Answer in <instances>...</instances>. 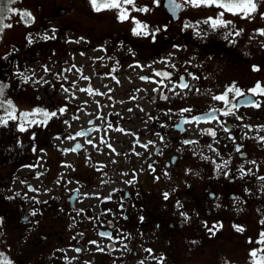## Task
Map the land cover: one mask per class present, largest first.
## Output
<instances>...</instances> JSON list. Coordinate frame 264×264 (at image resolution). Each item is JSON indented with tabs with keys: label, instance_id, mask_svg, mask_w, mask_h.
<instances>
[{
	"label": "flooded vegetation",
	"instance_id": "obj_1",
	"mask_svg": "<svg viewBox=\"0 0 264 264\" xmlns=\"http://www.w3.org/2000/svg\"><path fill=\"white\" fill-rule=\"evenodd\" d=\"M178 1V18L162 0H134L137 10L126 5L125 20L117 9L77 8L92 19L112 13L115 26L104 34L90 25L87 38L76 21L62 22V30L76 34L71 41L86 38L84 49L94 51L90 71L86 61L74 66L69 96L26 97L27 83L11 78L14 65H26L36 52L56 56L51 42L33 49L24 33L15 50L6 47L0 56L1 84L13 104L28 98L27 112L57 113L46 123L39 114L29 116L37 121L32 124L17 108L18 119L0 125V221L14 236L11 264H211L214 256L217 264H252L264 257L258 243L264 232V95L249 91L258 82L264 88V35L258 32L264 29V1L256 0L249 18L224 12L231 23L215 29L204 21L218 16L217 7ZM136 22L147 26V35L133 33ZM65 65L61 72L67 75ZM44 68L53 75L54 90L71 84ZM181 77L188 88L178 87ZM233 83L245 95L229 93L239 107L225 116V103L212 97ZM213 109L216 120L181 123ZM241 167L250 174L242 175ZM39 186L45 192L37 194ZM213 225L217 229L209 231ZM251 250H258L256 258Z\"/></svg>",
	"mask_w": 264,
	"mask_h": 264
},
{
	"label": "snow or ice",
	"instance_id": "obj_2",
	"mask_svg": "<svg viewBox=\"0 0 264 264\" xmlns=\"http://www.w3.org/2000/svg\"><path fill=\"white\" fill-rule=\"evenodd\" d=\"M90 4L93 7V10L96 12H99L103 9H117L118 10V18L120 20H125L128 19L129 17V12L126 9V5H131L133 7V10H137L135 9V3L134 0H89ZM184 3L186 4H191V6L193 7H199L201 5L203 6H215L219 9H223L224 11L219 12L218 16L215 19L210 18L209 20H205L204 23H210L211 27L213 29L217 28V27H221V26H227V24H230L231 21H224L223 20V16H224V12H229L232 13L233 15H241L243 16V18H249L253 13L256 12L257 10V4H256V0H184ZM5 5V0H0V22L3 21L4 19V12L5 11H13L12 9H6L4 7ZM175 7H180V5H175ZM139 11H147L148 9L146 8H140L138 9ZM175 10V9H174ZM19 15L21 16V19L25 21V23H29L31 22V13L27 12V11H23L20 12ZM189 25H185V27H188ZM6 27H11L10 24H2L0 23V30H2L3 28ZM147 26L146 25H141L139 22H136V26L133 28V33L135 35H147ZM55 31V30H53ZM260 35H264V29L262 30H258ZM230 35V34H228ZM235 35H239V32H236ZM48 37H45V39H47ZM29 43H31V39L29 38ZM253 71H260V68L257 66H253ZM156 76L159 77H165L168 78L170 76L169 73H163V72H156L155 73ZM196 77H193V79H195ZM142 80H147L149 79L148 77H141ZM181 83L178 85V87L182 88V89H186L189 87V85L187 83H184V78L181 77L180 78ZM157 83H162V81H157ZM4 88L5 85L0 84V97H4ZM65 91H67V89H65ZM81 91H91V89H81ZM155 91V89H154ZM197 91H199L197 89ZM253 95H264V88L261 87V84L258 82L253 88H251L249 90ZM229 93H233L234 97L239 98V97H243L245 95V93L235 85V83H233L231 86H228L225 90V92L223 94L220 95H214L212 98L216 101H223L227 107V110L224 111L222 114L227 116L230 114H235L233 112V109H237L239 107L238 103H234L232 101L229 100ZM167 97H165L166 99ZM245 103L253 106V107H260L259 102L257 101H246ZM0 109H3V111L5 112L4 116H0V125H4L6 126L9 122V120L11 121H16L18 119L17 115H16V108L13 105V102L10 99H0ZM191 109H183L182 112H191ZM216 111L215 109L211 110L208 113H205L201 116H193L191 117V119H184L181 123H199L202 120L203 121H212V120H216L217 116H216ZM60 112L63 113L64 109L61 108ZM41 115L44 119L42 121H40L41 123H46L47 120L56 117L57 113L56 112H48L42 109H35L33 110V112L29 113V112H22L20 113V118H22L25 122L28 123H37L36 120H31L28 121V117L29 116H35V115ZM237 119H239V117H237ZM65 123H67L65 121ZM223 126V124H222ZM245 127H249L248 125H245ZM24 125L23 123L20 124V131H24ZM120 131H123V129H119ZM224 131L227 132L229 131L228 128H224ZM207 134L212 135L213 137L216 135L215 131L211 130V129H207L206 130ZM77 136H83L86 135L85 132H78L76 134ZM157 135H159V133H157ZM68 138H73V137H68ZM161 139H163V137H161ZM260 141L264 142V136L259 137ZM89 143H91V141H88ZM152 141H149L148 144H152ZM185 144H189V143H195V141H190V140H185L184 141ZM142 147L147 148L148 145H141ZM77 148L80 147L79 145L76 146ZM110 147V145H109ZM209 147L211 148V145H209ZM76 149L73 148L71 149V151H75ZM237 151H240V148L237 147L236 149ZM113 151H115L113 149ZM227 161L224 162L223 165H217V169L219 170L222 167H226L227 166ZM250 163L255 164V161H251ZM241 174L245 175V174H250V170L249 173H245L243 167H241L240 169ZM227 174V173H225ZM259 179H264V177H259ZM130 183V182H129ZM164 198L167 199L168 198V194L165 193L164 194ZM33 215H35V213H33ZM142 219V218H141ZM262 224H264V221H261ZM217 229V225H213L212 228L209 229V231H213ZM238 231H242V228H237ZM101 236H108L109 238H111L109 233H100ZM251 242V241H250ZM90 243L95 244V241H91ZM258 243L260 244H264V232L260 233V240L258 241ZM100 251H103V249H98ZM76 251H80L79 249H77ZM145 251L151 253V249H146ZM259 251H264V249H260ZM250 258H256L258 255V250H251L250 253ZM140 264H144L143 261L140 262ZM252 264H264V257H261V259L259 261L253 259L252 260Z\"/></svg>",
	"mask_w": 264,
	"mask_h": 264
},
{
	"label": "rangeland",
	"instance_id": "obj_3",
	"mask_svg": "<svg viewBox=\"0 0 264 264\" xmlns=\"http://www.w3.org/2000/svg\"><path fill=\"white\" fill-rule=\"evenodd\" d=\"M38 1L39 0H24L23 2L18 1L17 5H19V6H21L22 4L28 5V6L32 7L34 10H36V9L39 10V8L37 7ZM60 1L61 2H68V0H60ZM52 2H53L52 0H46V2H44V4H46L44 6V8H46V9L51 8L53 5ZM78 3H80V1H78ZM137 4H138V2H137ZM82 8L85 9V7H82ZM66 17L72 18L74 21H76L78 24H80V26L83 27L84 30H86V31L88 30L90 25H95L96 30L98 32L107 34L115 26V24L113 23L112 13L105 14L103 18L92 19V18L88 17L87 15L83 14L82 12H80L79 10L74 11L72 14H71V10H69L67 12V14L60 16L58 19H56L53 22L51 20L47 19L48 21H47V24L45 26L46 28H43V27L40 28L37 31V33H42V32H48L50 34L54 33L53 30L50 28V25H52L53 23L57 24L59 21L66 19ZM43 20L45 21L44 18H43ZM133 27H135V23H133ZM126 28H129V25H126ZM15 29H18V30L16 31V37L14 39L13 35L11 36V33ZM12 31L7 30L6 33L2 36V41H1L2 44L0 45V54H1L0 56H2L3 53H7L10 50V49L7 50L8 48H5L3 51V44L6 43L8 39H11L10 41L7 42L8 47H9L10 42L12 43V42L20 41V38H21L20 36L23 33L22 29L15 26V28ZM75 35L76 34L72 30L64 31L62 38L65 39V41H67L69 37H75ZM10 36L13 38H9ZM36 38H38V37L36 36ZM20 42H22V41H20ZM102 42L105 43V40H103ZM85 45H86V41H84V40H82L81 42H77V43L72 42V41H69L66 43L65 54L68 55V57L70 58V61H72V62H70V64L65 65L66 69L68 70V74L66 75L65 79L67 81H69L70 83H73L77 77L76 74L74 73L75 70H74L73 64H80L81 61H86L85 65H86L87 71H90L89 57L92 53L94 54V51H92L91 49H84ZM55 46L57 47V44H55ZM11 48L14 49V47H11ZM110 49H113V47H110ZM178 51H180V50L178 49ZM38 55H39L38 52H36V55H34L32 57V59L28 60V62L24 66L18 67L16 65H14L13 69L18 68L19 72L16 71V74L14 73L13 75H11V78L13 79L17 76L20 83H24V82L27 83V86L25 89L27 91H23V93H27V94H25V95H27L26 97H29L30 94H35L36 98H42L43 100H45V98H48V97L50 98L51 96L52 97L69 96L70 94L67 91H65L63 88H61V89L58 88L57 90H54L52 88L50 81H51V77H53V75L51 73L46 72L45 68H44V66H46L47 68L50 69L51 72L56 73V79H58V80L61 79L63 77L61 69L63 67L62 65H63L64 57H61L59 59L57 56H47L46 52L44 53V56L42 54H40L41 57H37ZM41 60H42V62H41ZM42 66H43V68H42ZM37 67H40L39 71L37 70ZM9 81H10V79L8 80V83H9ZM2 82H6V80L3 78V75L0 76V84ZM72 88L73 87H70V89H72ZM4 92H5L4 94L6 96V99H9L10 93H9L8 89L6 88V86L4 88ZM55 93H57V95H55ZM5 96H4V98H5ZM29 101H30V99L25 98V99L18 100L16 102V106L19 110L18 114L21 111L30 110L31 105L29 104ZM21 102H24V103L20 104L21 106H19L18 104ZM48 105H49V107H51L52 103L50 102V104H48ZM48 105H46V106H48ZM0 116H3V114L1 113V110H0ZM43 183H45V182H43ZM42 188H43L42 186H39V189L36 191V193L40 194L39 192L42 190ZM60 189H61V191L64 190L62 187H60ZM43 190H44V188H43ZM44 192H45V190H44ZM7 217H8V221H10L11 219L9 218V215H7ZM4 226H5V224H4ZM6 229L9 230V225L7 226ZM6 229L4 232H6ZM0 230H1V226H0ZM4 236L6 239H3L0 235V259L2 257L4 259H7L5 256V253H7L9 255L8 249L10 248V245L7 244V241H9V243H11V241H13V237H14L11 234L10 235L5 234ZM215 257L216 256H214V258H210V260L212 261L211 264H213V263L217 264ZM7 262L10 263L8 259H7Z\"/></svg>",
	"mask_w": 264,
	"mask_h": 264
},
{
	"label": "trees",
	"instance_id": "obj_4",
	"mask_svg": "<svg viewBox=\"0 0 264 264\" xmlns=\"http://www.w3.org/2000/svg\"><path fill=\"white\" fill-rule=\"evenodd\" d=\"M13 1H15V0H5V5H4V7L6 8V9H9V7L12 5V2ZM53 2V5H52V7L51 8H49V9H44V11H41L40 12V14H39V17H40V19H43L44 18V16L45 17H52V16H55L56 15V13L58 12V11H60V7H61V5H59V3H58V1L56 0H52ZM44 2H46V0H39L38 1V3H44ZM7 11H5L4 12V16H5V13H6ZM0 23H2V24H4V19H3V21L2 22H0ZM112 33V32H111ZM50 40L49 41H47V42H41V43H39V44H37V47H48V45L50 44ZM36 48V46H34L33 47V49H35ZM6 216V215H5ZM7 219V218H6ZM8 220V219H7Z\"/></svg>",
	"mask_w": 264,
	"mask_h": 264
},
{
	"label": "water",
	"instance_id": "obj_5",
	"mask_svg": "<svg viewBox=\"0 0 264 264\" xmlns=\"http://www.w3.org/2000/svg\"><path fill=\"white\" fill-rule=\"evenodd\" d=\"M172 4H173L172 0H166V5H167L169 12H173V10L171 9Z\"/></svg>",
	"mask_w": 264,
	"mask_h": 264
},
{
	"label": "bare ground",
	"instance_id": "obj_6",
	"mask_svg": "<svg viewBox=\"0 0 264 264\" xmlns=\"http://www.w3.org/2000/svg\"><path fill=\"white\" fill-rule=\"evenodd\" d=\"M67 37V36H66Z\"/></svg>",
	"mask_w": 264,
	"mask_h": 264
}]
</instances>
